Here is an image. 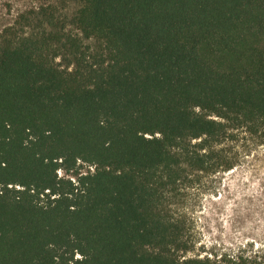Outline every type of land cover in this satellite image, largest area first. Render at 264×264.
Instances as JSON below:
<instances>
[{
    "label": "trees",
    "instance_id": "1",
    "mask_svg": "<svg viewBox=\"0 0 264 264\" xmlns=\"http://www.w3.org/2000/svg\"><path fill=\"white\" fill-rule=\"evenodd\" d=\"M73 1L98 52L0 48V264H264L176 256L162 208L189 171L264 180V0Z\"/></svg>",
    "mask_w": 264,
    "mask_h": 264
},
{
    "label": "rangeland",
    "instance_id": "2",
    "mask_svg": "<svg viewBox=\"0 0 264 264\" xmlns=\"http://www.w3.org/2000/svg\"><path fill=\"white\" fill-rule=\"evenodd\" d=\"M80 8L81 4L73 0H0V48L9 41L58 34L80 40L98 52V44L86 40L77 27ZM56 63L68 67L64 56ZM258 151L263 158L264 147ZM260 165L258 176L264 177V162ZM79 172L94 170L81 164ZM62 177L77 178L64 171ZM162 208L177 224L182 242L189 248L187 252L175 251L182 259L264 256V180L251 178L244 168L216 175L189 171L188 180L164 193Z\"/></svg>",
    "mask_w": 264,
    "mask_h": 264
},
{
    "label": "built area",
    "instance_id": "3",
    "mask_svg": "<svg viewBox=\"0 0 264 264\" xmlns=\"http://www.w3.org/2000/svg\"><path fill=\"white\" fill-rule=\"evenodd\" d=\"M91 168H93V170H94V167H91ZM58 174L60 175V177L62 176V171L60 170L59 172H58Z\"/></svg>",
    "mask_w": 264,
    "mask_h": 264
}]
</instances>
